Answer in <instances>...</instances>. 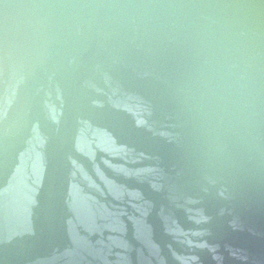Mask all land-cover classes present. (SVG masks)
Instances as JSON below:
<instances>
[{"label":"water","instance_id":"1","mask_svg":"<svg viewBox=\"0 0 264 264\" xmlns=\"http://www.w3.org/2000/svg\"><path fill=\"white\" fill-rule=\"evenodd\" d=\"M33 3L0 0V264H264V141L206 124L142 35H36Z\"/></svg>","mask_w":264,"mask_h":264},{"label":"clouds","instance_id":"2","mask_svg":"<svg viewBox=\"0 0 264 264\" xmlns=\"http://www.w3.org/2000/svg\"><path fill=\"white\" fill-rule=\"evenodd\" d=\"M33 34L85 26L132 31L171 54L176 92L251 152L264 141V0H35Z\"/></svg>","mask_w":264,"mask_h":264}]
</instances>
